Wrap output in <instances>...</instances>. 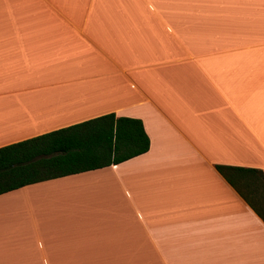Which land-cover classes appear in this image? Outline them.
<instances>
[{
  "label": "crops",
  "instance_id": "1",
  "mask_svg": "<svg viewBox=\"0 0 264 264\" xmlns=\"http://www.w3.org/2000/svg\"><path fill=\"white\" fill-rule=\"evenodd\" d=\"M108 114L147 151L0 194V264H264V0H0V147Z\"/></svg>",
  "mask_w": 264,
  "mask_h": 264
},
{
  "label": "trees",
  "instance_id": "2",
  "mask_svg": "<svg viewBox=\"0 0 264 264\" xmlns=\"http://www.w3.org/2000/svg\"><path fill=\"white\" fill-rule=\"evenodd\" d=\"M148 139L139 120L99 116L0 147V194L59 176L115 165L143 154ZM264 222V178L254 169L215 166Z\"/></svg>",
  "mask_w": 264,
  "mask_h": 264
}]
</instances>
